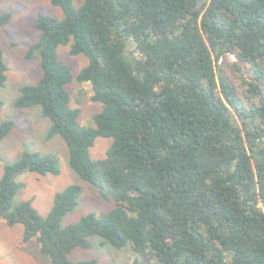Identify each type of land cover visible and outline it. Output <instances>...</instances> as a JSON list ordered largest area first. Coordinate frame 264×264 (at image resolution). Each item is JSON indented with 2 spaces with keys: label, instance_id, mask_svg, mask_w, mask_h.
<instances>
[{
  "label": "trees",
  "instance_id": "obj_1",
  "mask_svg": "<svg viewBox=\"0 0 264 264\" xmlns=\"http://www.w3.org/2000/svg\"><path fill=\"white\" fill-rule=\"evenodd\" d=\"M50 2L64 18L39 15L27 58L39 54L43 74L16 107H40L48 138L65 140L72 169L116 207L63 228L80 185L57 193L46 217L32 200L14 204L19 176L59 171L55 155L26 151L4 169L0 224L23 225L24 242L52 264H98L71 258L95 237L131 247L132 264H264V0ZM10 19L1 14L0 26ZM61 45L89 60L77 82L102 107L92 127L72 106ZM7 71L0 49V87ZM15 127L2 122L0 142ZM98 138L113 142L94 160Z\"/></svg>",
  "mask_w": 264,
  "mask_h": 264
},
{
  "label": "rangeland",
  "instance_id": "obj_2",
  "mask_svg": "<svg viewBox=\"0 0 264 264\" xmlns=\"http://www.w3.org/2000/svg\"><path fill=\"white\" fill-rule=\"evenodd\" d=\"M84 0H74L79 7ZM11 14L10 22L0 26V49L8 67L7 82L0 87V100L4 107L0 111V124L14 120L16 127L0 142V183L7 165L22 158L26 151L41 154H52L59 158L57 174L39 175L28 173L17 178L19 191L14 204L32 200L33 206L42 217H46L54 206L55 195L69 185L77 184L82 188L78 206L62 220L64 228L79 222L83 216L96 212H108L116 207L113 200H107L99 189L85 182L70 165V151L61 136L48 138L51 120L43 116L40 107L22 109L16 107L20 89L24 85H34L42 77L39 54L32 59L27 58L31 46L37 43L40 32L36 29L40 14L53 16L59 20L64 18L61 8L55 7L50 0H0V15ZM59 60L71 67L74 81L69 85L72 94V106L82 110L81 123L94 126L93 118L101 111V105L91 101L92 92L89 84L77 82L81 70L88 65L86 56H71L70 48L61 45L58 48ZM229 62H236L230 56ZM240 85V82H237ZM113 140L98 138L91 149L94 160L104 159ZM100 238H91L94 247L91 249L77 248L71 254L73 261L97 259L98 264H132L134 254L131 247L116 249L110 244L101 245ZM0 264H52L50 258L40 251L36 241L24 242V226L0 224Z\"/></svg>",
  "mask_w": 264,
  "mask_h": 264
}]
</instances>
